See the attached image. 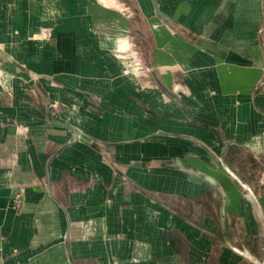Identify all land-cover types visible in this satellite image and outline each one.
<instances>
[{
  "label": "crops",
  "instance_id": "obj_1",
  "mask_svg": "<svg viewBox=\"0 0 264 264\" xmlns=\"http://www.w3.org/2000/svg\"><path fill=\"white\" fill-rule=\"evenodd\" d=\"M136 1L155 64L175 66L149 92L106 54L128 43L115 0H0V264H230L238 182L264 169V0ZM176 159L223 184L227 233L219 194Z\"/></svg>",
  "mask_w": 264,
  "mask_h": 264
},
{
  "label": "rangeland",
  "instance_id": "obj_2",
  "mask_svg": "<svg viewBox=\"0 0 264 264\" xmlns=\"http://www.w3.org/2000/svg\"><path fill=\"white\" fill-rule=\"evenodd\" d=\"M90 5L94 9H103V3L106 0H89ZM109 1V0H107ZM114 0H110L112 3ZM115 9L110 10L114 15V19L119 25L125 28L127 44L120 45L122 48L119 50L116 48L115 39H109V45L107 46V53L116 62L117 69L121 73L122 77L131 78L134 86L137 90H142L143 88L149 90H158V86L155 82V76L168 75L175 68L174 65H156L154 60V51L150 48V43L152 38L149 36V26L150 21L145 19L140 13V7L136 0H115ZM121 4V5H120ZM142 11L146 13L143 9ZM101 20V16L99 17ZM11 20V19H9ZM5 21V27H7ZM165 26V25H164ZM261 36V47L264 54V24L261 25L260 29ZM54 37V36H53ZM22 40H26L28 36L25 34L20 35ZM51 39L52 36L48 29L45 30V35L43 39ZM26 44L21 46L26 48ZM113 52V53H112ZM116 53V54H115ZM168 54V53H167ZM168 63H172L170 55L167 57ZM131 61V62H130ZM133 62V63H132ZM137 69L138 73L135 76H127L123 71L124 69ZM3 72L0 70V84H3ZM262 83L259 87L257 94L264 95V67H263V77L261 79ZM170 87H173L171 82H168ZM178 94L186 97V93L182 92L180 89L176 91ZM258 142L260 143L257 150L264 149V128L258 134ZM261 161L264 165V156L261 155ZM261 174L257 176L252 184V188L249 187L244 182H238L239 187H241L244 192L245 201L248 203L249 209L245 208L244 215L248 218L247 223L249 225H243L242 221L239 219L238 215L231 217V222L235 223L232 229V235L235 239L236 248H238L243 253L237 252L232 248H227L230 264H254L256 259H262L264 255V250L262 248L263 241V229H264V169L261 166ZM247 180V179H246ZM247 186V187H245ZM246 206V205H245ZM247 206V207H248ZM237 222V223H236ZM241 222V225L238 224ZM200 251L195 252V259L197 262L203 261ZM247 255V256H246ZM248 257L251 258V261ZM216 264V261L213 263Z\"/></svg>",
  "mask_w": 264,
  "mask_h": 264
},
{
  "label": "water",
  "instance_id": "obj_3",
  "mask_svg": "<svg viewBox=\"0 0 264 264\" xmlns=\"http://www.w3.org/2000/svg\"><path fill=\"white\" fill-rule=\"evenodd\" d=\"M154 10L155 12L163 19L166 21H170V18L164 14L158 7V5L156 4V2L154 1ZM18 68H20L21 70H23V68L18 65ZM32 78V77H31ZM33 79V78H32ZM161 90L163 92V94L165 96H167L169 99H171L174 103H176L178 106L185 108V105L181 102V100L171 91L161 87ZM46 114H47V118L48 120L52 123V124H57V125H61V126H65L67 128H69L72 132H73V139L72 141H74L78 135H85L87 137H89L88 135L84 134L82 131L77 130L75 127H73L70 124L64 123V122H57L53 119L49 105L46 103ZM90 139H93L91 137H89ZM230 144H236L235 142H231ZM173 166H176L179 170L184 171L186 173H189L193 176H196L200 179H202L203 181L207 182L212 188H214L216 190V192L219 194V198H220V208H219V219H220V223L222 225L223 230L227 233V228H226V201H227V194L225 191V188L223 186V184L214 176L201 171V170H195L193 168H189L183 165V163L176 159ZM49 191L50 187H49ZM232 249L243 253L242 251H240L238 248H236L235 245H231ZM262 248L264 250V229H263V241H262ZM247 256V255H246ZM250 260L251 258L248 257ZM253 261V260H251ZM254 264H264V255L263 258L260 260L259 258L256 259V261H254Z\"/></svg>",
  "mask_w": 264,
  "mask_h": 264
},
{
  "label": "bare ground",
  "instance_id": "obj_4",
  "mask_svg": "<svg viewBox=\"0 0 264 264\" xmlns=\"http://www.w3.org/2000/svg\"><path fill=\"white\" fill-rule=\"evenodd\" d=\"M108 2H110V0L108 1ZM156 27H157V24H156ZM37 35V34H36ZM35 37V36H34ZM120 48H122L121 46H118L117 47V49H120ZM113 53V52H112ZM116 54V53H115ZM131 62V61H130ZM133 63V62H132ZM2 72L4 71L2 68L0 69ZM127 76H135V75H137V73H138V71H137V69H135V68H133V69H124V71H123ZM47 84V86L49 87V88H51V84L49 83V82H47L46 83ZM145 89V88H144ZM145 91L146 92H149V89H145ZM52 96H53V102H56V100H57V94L53 91L52 92ZM160 102V101H159ZM233 175V174H232ZM233 177V176H232ZM245 187H247V186H245Z\"/></svg>",
  "mask_w": 264,
  "mask_h": 264
},
{
  "label": "built area",
  "instance_id": "obj_5",
  "mask_svg": "<svg viewBox=\"0 0 264 264\" xmlns=\"http://www.w3.org/2000/svg\"><path fill=\"white\" fill-rule=\"evenodd\" d=\"M21 202V193L19 191H15L12 197V206L17 208Z\"/></svg>",
  "mask_w": 264,
  "mask_h": 264
}]
</instances>
